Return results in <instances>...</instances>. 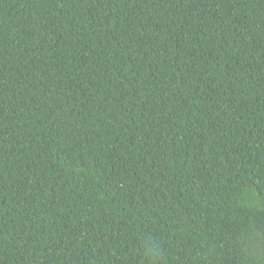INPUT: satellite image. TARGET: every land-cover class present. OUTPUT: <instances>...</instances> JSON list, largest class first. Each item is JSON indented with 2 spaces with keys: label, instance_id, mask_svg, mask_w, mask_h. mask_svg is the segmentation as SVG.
Masks as SVG:
<instances>
[{
  "label": "trees",
  "instance_id": "obj_1",
  "mask_svg": "<svg viewBox=\"0 0 264 264\" xmlns=\"http://www.w3.org/2000/svg\"><path fill=\"white\" fill-rule=\"evenodd\" d=\"M0 264H264V0H0Z\"/></svg>",
  "mask_w": 264,
  "mask_h": 264
}]
</instances>
